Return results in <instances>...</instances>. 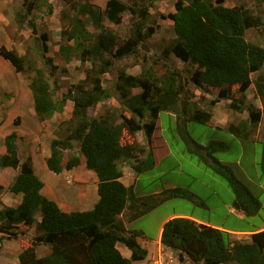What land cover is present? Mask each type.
<instances>
[{
    "label": "trees",
    "instance_id": "1",
    "mask_svg": "<svg viewBox=\"0 0 264 264\" xmlns=\"http://www.w3.org/2000/svg\"><path fill=\"white\" fill-rule=\"evenodd\" d=\"M38 1L23 0L17 19L21 24L27 21L36 38H40L41 47L37 49L40 63L27 60L4 44H0V56L17 72L32 73L34 110L41 121L61 112L67 100L74 102L71 118L59 124H66V135L51 140L46 163L51 171L60 174L79 166L84 156L87 167L99 177L100 198L91 210H62L42 192L45 184L35 172L32 158H21L17 131L13 129L6 134V151L0 154V168L19 172L7 188L0 184V243L23 236L27 229L20 230V224L28 228L36 225L31 244L20 253V264H133L144 259L147 250L139 244L135 233L127 234L120 217L126 208L130 209L128 219L135 220L172 198H187L205 205L198 195L181 187L137 196L134 188L121 180L122 161L130 162L137 173L155 164L152 136L163 111L177 114L178 133L187 143L188 151L198 153L207 167L227 182L234 194V207L247 217L260 212L263 204L259 196L237 177L231 166L215 156L218 151L227 150L229 144L221 140L201 144L192 138L188 129L191 119L211 122L214 107L221 100H229L231 109L246 110L249 114L246 121L229 125L235 135L248 138L260 125L263 110L246 103V92L253 84L258 96L264 99V73L253 79L264 68V46L246 36L248 29L260 28L263 24L259 15L245 3L229 7L223 4L224 0H175L176 11L169 18L177 37L164 55L173 53L191 64L193 67L187 69L189 75L167 63L161 75L154 68L143 69L140 74L121 71L113 84L120 95V107L107 108L100 117H95L89 110L113 96L112 89L104 85L103 76L111 72L116 60L138 54L146 46L155 32L148 26L150 9L159 0H107L104 9L90 0H64L75 14L71 27L62 30L60 53L68 61L74 56L82 63L91 61L93 67L87 70L82 81L69 87L62 99L56 97L49 79V70L52 69L53 75L57 65L47 55V34L38 37L34 21ZM125 13L130 14L133 28L130 36L122 40L104 21L108 19L119 25ZM90 24L96 28L95 32L88 30ZM190 84L203 91L210 87L219 89L218 97L209 102V109L186 101ZM133 89L138 92L134 93ZM14 124L19 125L18 118ZM140 130L145 132L148 149L136 141H125L126 134L135 137ZM71 149L73 154L68 157L66 152ZM147 150L148 156L142 157ZM260 169L264 179V150ZM7 192L23 194L22 202L18 206L5 205L3 196ZM119 242L131 249V257L123 255L117 246ZM162 243L185 264L187 260L191 264H264V228L254 231L251 240L233 241L226 230L189 217H175L165 224ZM40 244L50 246L51 252L40 257L37 250Z\"/></svg>",
    "mask_w": 264,
    "mask_h": 264
},
{
    "label": "rangeland",
    "instance_id": "2",
    "mask_svg": "<svg viewBox=\"0 0 264 264\" xmlns=\"http://www.w3.org/2000/svg\"><path fill=\"white\" fill-rule=\"evenodd\" d=\"M124 1L129 2V0ZM90 2L100 9H104L107 0H90ZM244 3L252 9L254 14L259 15L263 22L260 28L248 29L247 39L264 46V0L237 1V4ZM22 8L23 0H0V44H4L10 49H15L21 55H24L27 60L38 63L39 52L37 49H40L42 42L40 38H36L37 36L33 34L27 21L24 24L18 21L17 13ZM175 11V0H159L155 2L150 9L151 16L148 18V26H152L155 32L148 38L146 46L141 47L138 54L116 60L111 72L103 76L105 79L104 85L110 87L113 92V96L102 104L104 109L120 107L118 101L120 95L113 88V84L117 81L118 74L121 71L140 74L143 69L154 68L156 73L161 75L166 69L164 63H167L181 70L185 76L189 75L187 69L193 67L191 64L183 62L173 53L168 56L164 55V52L170 49V45L177 37L173 22L169 18V15ZM74 14L73 8L67 5L64 0H39L34 11L38 37L47 34V55L52 57L53 62L57 65L53 75L51 74L52 69L49 70V79L57 98L63 97L69 87L82 81L86 77L87 70L93 67L91 61L82 63L78 56H74L68 61L60 53V44L63 42L62 30L71 27V18ZM81 17L84 19L85 16L82 15ZM104 24L107 28L115 31L122 40L130 36L133 28L129 13L124 14L123 22L119 25L108 19L104 21ZM87 28L89 31H96L93 24L87 25ZM38 42L40 43L39 45ZM261 73H264V68L261 72L254 74L253 79L255 80ZM31 76L32 73L30 71L17 72L10 62L0 56V154L4 146L5 133L17 127L14 124V120L18 118V126L21 129L27 127V123H24V118H30L31 104L33 103V94L30 88ZM189 87L190 94H185L186 101L190 103L196 102L199 107H203L206 110L210 108L209 102L219 95L218 88L210 87L208 91H203L193 84H190ZM133 91H138V89H133ZM254 92V98H258L257 90L254 89ZM261 104L263 106L261 124L264 126L263 98ZM227 106L229 107V103ZM223 109L226 110L224 107ZM94 110L95 108L90 109L91 112ZM219 110L222 112L221 108ZM175 120L176 117L166 111L160 113L157 131L161 135V139L155 138L154 145L159 147L156 148L158 153L166 149L170 151L158 164L155 163L150 169L142 173V179L139 182L140 189L148 193L155 189H169L168 184L171 186L174 183L176 184L175 187L179 186L188 189L206 200L210 209L198 207L196 211L204 218H211L220 222L230 216L227 222L231 226L245 225L256 228L264 225V179L261 176L260 169L264 144L260 141H248L245 137L237 136L228 129H222L219 127L221 125H216L214 121L201 123L191 119L188 122V129L197 142L206 145L212 140H221L229 144L227 150L218 151L215 156L231 166L237 177L256 196H259L263 204L262 209L257 215L249 217L248 223H243L234 215L228 213L226 205L234 198L231 188L222 177L216 175L212 169L207 167L204 161L200 159L198 153L188 151L187 143L179 140L182 137L178 133L177 121ZM65 127L66 124H63L55 128V134L61 137L65 136ZM46 132L47 129L42 134L45 139L47 138ZM129 139L128 135H125V141H129ZM41 147H43V144H41ZM72 154L73 149L67 150L66 155L68 157ZM152 157L154 158V155ZM26 158L24 157L23 160ZM12 178H14L12 173H6L5 170L0 169V184L6 187ZM191 201L182 197L166 200L145 218L139 220L137 224H130V227H139L144 224L148 227L149 233L155 235L159 225L169 212H173V210H191L195 203Z\"/></svg>",
    "mask_w": 264,
    "mask_h": 264
},
{
    "label": "crops",
    "instance_id": "3",
    "mask_svg": "<svg viewBox=\"0 0 264 264\" xmlns=\"http://www.w3.org/2000/svg\"><path fill=\"white\" fill-rule=\"evenodd\" d=\"M237 1L238 0H224L223 4L225 6L232 7L237 5ZM254 87L255 85L253 84L247 90L246 103L253 104L257 108L263 110V106L261 104V98L259 97L254 98L255 97L254 89H256ZM137 92L138 91H134V93ZM59 99H62V97H59ZM104 103H106V101L98 104V106L95 108L93 112L89 110V114L95 117H100L105 111L102 105ZM228 103H230L229 100H221L220 102L217 103L212 121H214L216 125L220 124L221 126L219 127H221L222 129L229 130L230 124L238 125L239 123H241V121L243 122L246 121L249 118V114L246 110L244 112H239L229 108L227 106ZM31 105H32V111L31 114L29 115L30 118L29 119L24 118L25 119L24 123L25 124L27 123V127L23 129H21L20 126L13 128L18 133V146H19L21 158L22 159L24 157L32 158L34 170L45 184L42 192L48 198L56 201L62 210L66 212H72L76 210L84 211V210L92 209L100 198L98 193L99 177L95 171L90 170L87 167L85 157L82 156V162L79 166L71 170H64L60 174H56L53 171H51L46 163V158L49 157L51 152L50 150L51 140L55 137H58L55 134L54 129L59 127L61 121H65L71 118L74 109V102L71 100H67L61 112H56L52 116V118L43 121L39 119L38 115L34 110V99ZM222 106L226 110H224ZM219 108L222 109V112H220ZM166 112L176 117L175 121H178L176 113L170 111H166ZM158 128L159 127L157 125L156 130L153 133L152 143H151V151H152V155H154V160L156 164H158V162L161 161L165 155H167V152L170 151L166 149L158 153V151L156 150V148L159 147L154 145L155 143L154 140L157 137L161 139V135H159L157 131ZM247 128L249 129L250 126L248 125ZM45 129H47L46 132L47 141L45 138H43L42 135L44 134ZM177 129H178V125H177ZM10 131L11 130L7 131L5 135L8 134ZM263 132H264V126L260 123V125L252 131L250 137L247 138L248 141L249 140L260 141L264 144V134H262ZM128 137L130 138L129 142H133V140H135L142 146L146 145V148L148 149V146L146 144L147 142H146L145 132L143 130L138 131L135 137H130V136ZM179 140L184 141L183 138ZM41 144H43V147H41ZM5 151L6 148L5 146H3L1 150V154L4 153ZM147 156H148V150L142 154V157H147ZM0 169L5 170L6 173H12L14 175V178L17 176L19 172L18 170L11 168H0ZM121 169L123 171V176L121 178L122 182L128 187H133L134 192L137 196H148L152 194H159L164 190V189H155L148 193L142 191V189H140L139 187V182L142 179L143 172L137 173L130 164V162L127 161L121 162ZM14 178H12L9 181L6 187L11 184ZM69 178H71L70 183L68 182ZM175 186L176 184L174 183L171 186L168 184V187L170 188H175ZM198 196L202 200H204L200 195ZM22 199H23V194H15L12 192H7L3 196V203L5 205L17 206L18 204L21 203ZM204 202L205 205H199L194 203L193 204L194 207L191 208V210H173V212H169V214L163 219V221L159 225L158 231L155 235L150 234L148 227L145 226L144 224L140 225L139 227L136 226L133 228L130 227V224L131 225L137 224L139 220L145 218L153 210L147 213L146 215L141 216L135 220H129L128 216L130 214V209L126 208L125 211L120 215V217L125 222L127 234L135 233L136 239L139 242V244L144 249L147 250L146 257L142 260L134 261L133 264H153L157 260H159L160 262H164V264H185L179 260L177 253H175L172 249L166 247L162 243V234H163L164 226L166 222H168L170 219H173L175 217H189L194 219L198 223L212 226L218 229L226 230L230 233V238L233 241L251 240V234L254 231L264 228V225L258 226L256 228H251L245 225L231 226L227 222L230 216L220 222L212 220L211 218H204L203 216H201L196 212L198 207L203 209H210L206 200H204ZM226 206L228 208V213L230 215L231 214L234 215L239 221L243 223H248L249 217H247L242 211L234 207V198H232L231 202L227 203ZM37 217L38 220H41L40 216ZM19 227L22 229H27L25 234H23V236L14 239H4L2 243H0V264H20V259H19L20 253L23 251L24 248H26L31 244V239L36 233V225L28 228L24 224H20ZM117 246L124 256L126 257L132 256V251L126 244H124L123 242H119ZM37 250L39 256L43 257L51 252V247L45 244H40L37 247ZM186 264H191V262L187 260Z\"/></svg>",
    "mask_w": 264,
    "mask_h": 264
},
{
    "label": "built area",
    "instance_id": "4",
    "mask_svg": "<svg viewBox=\"0 0 264 264\" xmlns=\"http://www.w3.org/2000/svg\"><path fill=\"white\" fill-rule=\"evenodd\" d=\"M68 182H71V179H68ZM153 264H164V262H160L159 260L155 261Z\"/></svg>",
    "mask_w": 264,
    "mask_h": 264
}]
</instances>
